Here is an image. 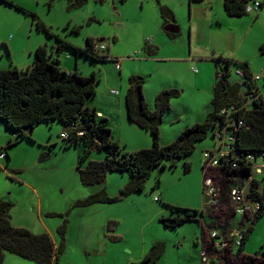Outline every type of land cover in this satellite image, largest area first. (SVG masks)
Returning a JSON list of instances; mask_svg holds the SVG:
<instances>
[{"label":"rangeland","instance_id":"1","mask_svg":"<svg viewBox=\"0 0 264 264\" xmlns=\"http://www.w3.org/2000/svg\"><path fill=\"white\" fill-rule=\"evenodd\" d=\"M12 1L37 14L53 34L79 47H85L87 38L93 37L105 46L104 52L111 59L117 60L96 61L76 54L71 48L61 52L62 67L70 71L78 69L85 75L92 71L98 73L100 81L96 93L87 97L91 107L106 109L111 104L117 107V99L126 94L132 74L144 75V94L149 101H153V92L161 86L177 87L180 95L172 99V110L164 115L162 133L165 128L179 126L185 127L182 133L190 118L206 119L207 105L212 101L216 83L217 56L248 62L254 75L264 68V3L252 13L233 17L226 12L224 0ZM162 6L175 12L181 31L175 39L164 31ZM77 26H81L79 33L73 31ZM153 37L150 43L159 50L156 56L149 57L147 42ZM37 38H43V44L49 43L50 49L57 52L55 36L39 30L32 15L0 1V65L10 67L13 56L16 60L27 56L26 47ZM12 42L14 55L6 44ZM190 52L199 61L181 59ZM239 68L237 63L231 66L230 82L240 80ZM258 87L264 99V77L258 80ZM111 89L119 90L120 95H111ZM67 129L59 121L43 122L33 130L31 137H21L7 127L6 122H0V152L6 149L9 154L0 157V197L13 203L14 226L34 233L48 232L56 246L64 240L65 249L59 264H144L146 261L150 264L147 256L158 241L163 242L165 248L155 264H211L218 259L206 243L214 230H208V225L212 224L208 215L199 216L200 221L189 220L177 228L167 227L160 221L164 215H174L171 206L198 210L204 206L203 154L218 149L214 138L209 136L197 143L187 157L191 164L189 172L185 171V157L177 159L174 167L167 160L166 168L151 170L143 191L126 194L130 171H109L106 179L96 184L82 182L78 165L85 146L65 147L61 134ZM142 130L151 137L149 131ZM123 137L131 147L140 135L126 131ZM106 157V150H94L89 159L104 160ZM254 166L255 177L262 181L264 192V157L259 156ZM103 189L118 200L78 205L79 200ZM207 199L206 196L205 204L209 207ZM235 218L237 225L233 227L236 229L242 216ZM60 228L64 229V235ZM216 231L222 232L221 229ZM263 246L264 215L255 224L244 252L253 255ZM237 248L235 245L234 252ZM203 250L209 259L206 263ZM224 255L231 258L224 252L219 259L223 260ZM220 262L217 260L213 264ZM3 264L40 263L7 251Z\"/></svg>","mask_w":264,"mask_h":264},{"label":"trees","instance_id":"2","mask_svg":"<svg viewBox=\"0 0 264 264\" xmlns=\"http://www.w3.org/2000/svg\"><path fill=\"white\" fill-rule=\"evenodd\" d=\"M0 1L32 15L37 28L46 31L49 36H55L57 40V52L50 49L47 43L36 49V60L32 66L26 69L17 67L0 69V122H6L7 127L18 132L21 137H31L26 128L35 129L43 122L59 121L68 128L63 132L67 133V137H62L65 147L81 144L85 146L78 165L82 182L87 185L96 184L103 182L109 171H130L131 180L124 190V193L129 194L143 191L151 170L154 167L166 168L167 160L170 166L174 167L177 159L185 157V171L189 172L191 164L187 157L196 149L198 142L209 136L214 138L216 129L222 128L231 118L237 122L243 121L242 124H237V130L234 131L238 158L233 160L238 166L230 164L203 167V179L207 176L212 177L219 188L217 204L206 206L203 184L204 206L201 210L171 206L174 208L172 211L174 215H164L160 218L167 227L177 228L189 220L200 221L199 216L205 218L208 215L212 220L208 230L221 229L220 234L223 235L235 229L233 226H236L237 222L230 196L231 187L237 183L246 184L254 174L255 161L259 156L264 157V99L248 62H238L223 55L215 58L219 77L214 86V95L208 106L206 119L187 127L169 144L162 143L161 127L164 115L172 110V99L180 95V90L176 88L162 90L156 96L155 108L151 109L144 94L145 77L139 74L130 75L125 95L128 117L139 127L150 132L152 146L126 151L114 138L109 118L99 115L97 108L87 103V97L96 93V85L100 81L98 73L92 71L85 75L78 69L68 72L62 67L60 56L65 48H71L76 54H83L96 61L115 62L116 59H111L104 50H99L93 37L87 38L85 47H79L53 34L37 14L12 0ZM253 1L255 0H224V7L228 15L242 17L248 14L247 4ZM260 3L261 8L264 2ZM161 16L165 24L176 20L174 11L168 6L161 7ZM80 27H74L73 31L79 33ZM156 51L155 47L147 43L148 55H154ZM233 63L239 64L241 67L239 69L244 72L240 80L234 83L229 80ZM94 150H106V159H89ZM2 152L6 157L9 155L6 149ZM250 155L253 159L249 158ZM157 183H160L159 179ZM261 187L262 181L253 177L249 185V197L259 201L260 209L254 217L245 216L239 221L236 229L242 227L243 238L236 252L234 245L232 246L233 240L229 239L231 247L213 253L221 264H264V246L253 255L244 252L255 224L264 215V192ZM117 200L118 198L109 196L103 189L77 203L88 206ZM12 207V202L0 197V264L4 263L7 251L40 264H59L60 255L65 249L64 240L56 246L48 232L34 233L25 227L14 226ZM180 211L185 213L182 214ZM60 232L63 235L65 233L63 228H60ZM163 248L165 245L161 241L153 244L147 256L150 264H155L160 259ZM224 252L229 253L231 258L224 255L225 258L220 260L219 256ZM217 260H212L211 264Z\"/></svg>","mask_w":264,"mask_h":264},{"label":"built area","instance_id":"3","mask_svg":"<svg viewBox=\"0 0 264 264\" xmlns=\"http://www.w3.org/2000/svg\"><path fill=\"white\" fill-rule=\"evenodd\" d=\"M211 1V0H210ZM260 1L255 0L254 2H250L246 6V12L252 13L260 8ZM97 48L99 50H105V46H102L101 44L97 43ZM198 71V70H194ZM237 73L242 76L243 70L238 69ZM264 77V68L262 72L259 74L253 75V78L255 81ZM112 93L118 94L119 91L116 89L111 90ZM225 111V110H224ZM243 121H235L234 119H230L227 124L222 126V128H218L215 131L214 139L217 142L218 149L217 150H207L203 154L204 158V165L206 168L209 167H219V166H228L232 164L233 166H238L237 162L235 160L237 157L236 152V146L235 141L236 137L234 135V131L237 130V124H242ZM61 137H67V133H62ZM0 157H6V154L4 152H0ZM249 158L253 159V157L250 155ZM255 170V166H254ZM255 177V174L251 176V178L247 181L246 184H240L237 183L231 187L230 190V196L232 203L234 204V212L237 215H241L242 218L245 216L254 217L255 213L260 209V203L259 201H254L250 198L249 200V185L252 178ZM204 197L206 200V196L208 200V203L210 205H216L218 202V196H219V188L216 187L215 182L212 177L207 176L204 179ZM157 200H159V197H156ZM210 247L213 248L215 252L218 250L225 249L226 247H231L229 244V239H232V246L234 245H240L242 238H243V229L242 227L233 229L228 234L221 235L218 231L213 230L210 234ZM218 238V239H217ZM203 260L206 263L209 259L208 256L205 255L204 251L202 252Z\"/></svg>","mask_w":264,"mask_h":264},{"label":"crops","instance_id":"4","mask_svg":"<svg viewBox=\"0 0 264 264\" xmlns=\"http://www.w3.org/2000/svg\"><path fill=\"white\" fill-rule=\"evenodd\" d=\"M210 8H213V7H210ZM256 16L259 17L260 16V13H258ZM175 19H176V15H175ZM169 23H175V24H177L178 21L176 19L175 21H170ZM167 24L163 23V28ZM166 33L168 34V32H166ZM176 34H177L176 36H178L179 34H181V31L179 30V32L176 33ZM176 36L171 37V38L172 39H175ZM42 39L43 38H37L35 40V42H33L32 45H29V46L26 47L27 56H25L23 58H20L19 60L18 59L16 60L14 58V56H13L12 59H11L10 67H4L3 65H0V69H8V68H11V67H17L18 69H26V68L32 66L34 64L35 60H36V49L40 45L43 44V40ZM153 40H154V37L151 38V40H149L147 43L150 44V45H152V43H150V42L153 41ZM170 41H169V44H173V42L171 43ZM174 42H175V40H174ZM6 44H7L8 49L10 50V52L12 51L11 52V55H14V53H13V51H14L13 50V46H14L13 44H14V42H12L11 44H9V43H6ZM47 44L49 46V43H47ZM153 47H155V46H153ZM155 48L157 50L156 53L154 55H149V57L156 56V54L158 53L159 48H158V46L155 47ZM1 56H3V53L1 54ZM181 59H184L185 61H189V62L194 61V60L195 61H199L198 58H196V57L193 58L192 52H190L189 56H187L186 58H181ZM61 60H62V58H61ZM65 69L68 70V71H70V69H68V68H65ZM192 70L193 71L194 70H197V68L196 67H193ZM262 70H261V72H262ZM194 72H196V71H194ZM196 73H198V71ZM197 76H198V74H196V77ZM218 77H219L218 76V70H217V66H216V81H217ZM209 82H210V78H209ZM145 83H146V81H145ZM172 86H170V87L177 89V87H172ZM161 88L156 89L155 90V93L153 92V96L154 97L152 96V92H151V98L153 97V99H152L153 101H149L148 100V97L146 96L147 101H148L149 106H150L151 109H154L155 108V101H156V97L155 96H157L158 93L161 92L164 89H171V88H168L166 86H161ZM111 90H110L111 95H116V96H119L120 95V91L119 90H118L119 91L118 94L112 93ZM125 95L126 94H122V96L117 99L118 100L117 101V107H115V106H113L111 104L109 107H106V109H100L98 106H96V108L98 110V114L99 115H105L106 117L109 118V124H110V126L112 128L113 136H114V138L116 140H118L120 142V144H121V146L123 147L124 150H126V151H134V150H138V149H142V148H149V147L152 146L151 137L149 136V134L147 132H144L142 130L143 128L142 129L141 128L140 129L139 128H135V126L132 124L131 120L128 117V111H127V106H126ZM213 95H214V89H213ZM113 99L115 100V98H113ZM208 106L209 105H207V107ZM100 113H102V114H100ZM206 114H207V112H206ZM197 122H203L202 120L199 119V116L197 117V119L190 118V120H188V123L186 124V127L192 126L193 124H195ZM173 123L174 122L172 121V124ZM184 128L185 127H182V126H179V127H171L169 129H166L165 128L163 130V133H162V127H161V134L163 136V144H169V142L171 143L172 141H174L179 136V134L181 133V131ZM126 131L136 132L138 135H140V137L138 138V141L136 143H134V145H132L131 147L129 145L130 144L129 141L125 140L124 137H123V135H124V133ZM177 134H178V136H177ZM122 142H124L126 144L125 145L126 148H125V146L123 145ZM160 200H161V198H160ZM209 239H210V236H209ZM208 242H209L208 239H206V243H208ZM210 250H211L212 253H216L212 248H210Z\"/></svg>","mask_w":264,"mask_h":264},{"label":"water","instance_id":"5","mask_svg":"<svg viewBox=\"0 0 264 264\" xmlns=\"http://www.w3.org/2000/svg\"><path fill=\"white\" fill-rule=\"evenodd\" d=\"M164 30L168 33H172V34H176L179 32L180 30V27L179 25L175 24V23H168L165 27H164ZM27 133H33V128L30 127V128H26L25 129ZM144 264H149V261H146Z\"/></svg>","mask_w":264,"mask_h":264},{"label":"bare ground","instance_id":"6","mask_svg":"<svg viewBox=\"0 0 264 264\" xmlns=\"http://www.w3.org/2000/svg\"><path fill=\"white\" fill-rule=\"evenodd\" d=\"M254 2V1H253Z\"/></svg>","mask_w":264,"mask_h":264}]
</instances>
